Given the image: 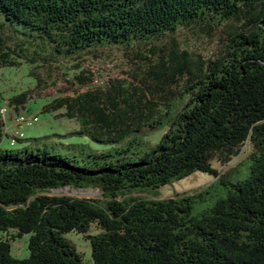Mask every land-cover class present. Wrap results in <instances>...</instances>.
Instances as JSON below:
<instances>
[{
  "label": "trees",
  "instance_id": "16d2710c",
  "mask_svg": "<svg viewBox=\"0 0 264 264\" xmlns=\"http://www.w3.org/2000/svg\"><path fill=\"white\" fill-rule=\"evenodd\" d=\"M0 16L11 27L0 31V69L34 79L0 91V144L24 140L16 118L37 115L29 109L39 101L42 113L76 126L54 139L111 145L167 127L139 159L82 142L71 148L87 158L65 157L48 137L0 149V264H264V0H0ZM184 37L213 49L195 53ZM114 51L128 70L96 83L91 59ZM60 82L54 98L43 97ZM245 146L248 177L235 183L229 165ZM195 172L227 186L199 217L194 205L207 190L132 195ZM63 187L102 195L51 194ZM71 233L89 241V261ZM24 235L30 254L18 260L11 247Z\"/></svg>",
  "mask_w": 264,
  "mask_h": 264
},
{
  "label": "rangeland",
  "instance_id": "374dc122",
  "mask_svg": "<svg viewBox=\"0 0 264 264\" xmlns=\"http://www.w3.org/2000/svg\"><path fill=\"white\" fill-rule=\"evenodd\" d=\"M0 31L11 32V27L7 21L4 20L3 17L0 16ZM184 38H181L183 45L185 48H190L191 51L201 54L205 56L209 55L212 51V47L209 44H202L200 41L186 42ZM124 54L119 51L112 52H102L98 54L96 57L92 58V64L94 67L97 68L100 76L96 80V83L101 84L102 81H105L108 75L114 76L116 74H121L123 70H128L129 64L126 58L123 56ZM34 81L33 77L28 75V70L20 69V68H5L0 69V91H8L10 92L11 88L18 87V86H26L29 83ZM65 88V84L60 82L57 84L56 87L50 86L45 93H43V97H52L54 98L56 94L61 89ZM42 101L36 102L31 104L29 113H36L40 119L39 123H35L32 126H20L15 127L16 130H20L25 134V137L22 142H18L15 146H11L10 140L5 138L0 147L2 149H15V150H25L26 148H33L37 146L35 139H45L48 137L49 148L54 153H60L61 155L67 157L68 155H79L80 158H87L84 154H81V151H84L83 147H79V149L71 148V145L74 143H84L87 144L90 151L96 153L102 152H117V149H124L126 150L127 154L134 159H139L145 152L149 150L152 146H156L162 139L165 133L167 132V127H159V129L154 132L142 133L137 134L136 139H123L119 143L115 144H102L97 143L93 140H85L82 141L79 137H57L53 138L54 134H64L67 131H74L76 126L74 122L68 121L65 118H61L57 116L55 119L51 113H42L41 112V105ZM10 125V123H8ZM11 126V125H10ZM21 138V137H20ZM53 138V139H52ZM55 141V143H53ZM250 148L245 146L242 151L240 152L239 156L234 158L233 161L230 163L229 167H233V171L229 175V179L233 182L243 181L247 179L249 168L251 165L250 159H245L248 157V153ZM121 154H114L115 157H120ZM93 159L92 157H89ZM113 157H106L100 159H94L97 162H102L104 160H110ZM245 159V160H244ZM242 161L241 163H239ZM216 168L220 169L222 172H225L229 169V167H221L219 164H215ZM226 185H223L218 180H215L211 175L204 174V173H193L189 177L184 180L174 181L170 185H165L160 188H142V189H135L132 193L133 196H137L144 199H163L169 198L175 193H184V192H193V191H204L207 190L208 193L205 197L208 199L204 202L195 203L193 209V215L195 217H199L202 211L207 208L211 207L215 201L220 199L221 197L226 198ZM229 187V185H228ZM53 195H64V196H75L79 198H100L101 192L98 189L87 188V189H74V188H59L57 190L51 191ZM68 237L72 240V242L77 246L78 252L83 255V259L85 261H89L91 259V248L90 243L88 240H85L81 235H77L76 233H71ZM27 240H29V235H24L22 238L16 239L12 243V255L18 260H22L28 257L30 254L28 250Z\"/></svg>",
  "mask_w": 264,
  "mask_h": 264
},
{
  "label": "bare ground",
  "instance_id": "6f19581e",
  "mask_svg": "<svg viewBox=\"0 0 264 264\" xmlns=\"http://www.w3.org/2000/svg\"><path fill=\"white\" fill-rule=\"evenodd\" d=\"M38 120H39V118L37 117V115H32V116H28V117H27V115L23 116V117L21 116L20 124H22V125H30V123H34V122H36ZM15 134L17 136L21 137V138L25 137V135H22V133H19V132H16Z\"/></svg>",
  "mask_w": 264,
  "mask_h": 264
},
{
  "label": "built area",
  "instance_id": "2783aa9c",
  "mask_svg": "<svg viewBox=\"0 0 264 264\" xmlns=\"http://www.w3.org/2000/svg\"><path fill=\"white\" fill-rule=\"evenodd\" d=\"M0 113L3 114V115H6V114H7V110H6L5 108H2V109L0 110ZM21 116L23 117V116H26V115H22V114H20V115L16 118L15 125H16L17 127H19V126H23L22 124H20V122H21ZM36 122H39V120L36 121ZM36 122H34V123H36ZM34 123H30V125H26V126H32ZM15 132H19V133H22V135H25V134H24L22 131H20V130H16ZM11 141H13V140H11Z\"/></svg>",
  "mask_w": 264,
  "mask_h": 264
},
{
  "label": "crops",
  "instance_id": "0c3cea01",
  "mask_svg": "<svg viewBox=\"0 0 264 264\" xmlns=\"http://www.w3.org/2000/svg\"><path fill=\"white\" fill-rule=\"evenodd\" d=\"M0 149H2V148L0 147Z\"/></svg>",
  "mask_w": 264,
  "mask_h": 264
}]
</instances>
